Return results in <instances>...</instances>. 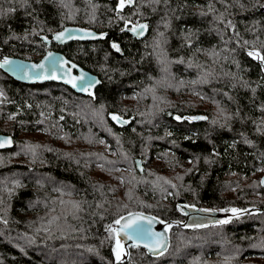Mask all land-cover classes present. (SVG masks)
I'll list each match as a JSON object with an SVG mask.
<instances>
[{"label": "trees", "instance_id": "trees-1", "mask_svg": "<svg viewBox=\"0 0 264 264\" xmlns=\"http://www.w3.org/2000/svg\"><path fill=\"white\" fill-rule=\"evenodd\" d=\"M65 24L103 35L46 44ZM49 48L100 84L85 95L0 68L14 139L0 149V264H264V63L248 55H264V0H0V58ZM181 204L242 212L190 226ZM135 211L168 223V246L117 260L116 221Z\"/></svg>", "mask_w": 264, "mask_h": 264}, {"label": "water", "instance_id": "water-1", "mask_svg": "<svg viewBox=\"0 0 264 264\" xmlns=\"http://www.w3.org/2000/svg\"><path fill=\"white\" fill-rule=\"evenodd\" d=\"M140 25H145L146 27L141 29L139 27ZM133 28H136L137 31H132ZM127 30L136 38H141L147 33L148 24L145 21H140L127 27ZM60 33L64 34L63 38L60 40L55 39V37ZM102 35V32L98 31L93 27H86L79 24H65L60 29L54 31L51 36H43V39L48 45L52 42L64 44L72 40H96L101 38ZM5 58L12 61V64L5 65L0 68L13 78L21 82H61L70 86L75 92L85 95L93 94L96 87L100 84V77L96 73L84 68L79 63L67 57L62 51L54 48L47 49L38 60L26 59L19 56L3 55L0 58V64L3 63ZM40 64H43L44 67H34L35 65ZM72 65H75V67H72L71 73H67L66 69L68 67H71ZM21 68H23V71L20 70ZM82 75L84 76L85 81H90L92 83V87L87 88L84 91L80 90V85L82 82L78 79ZM72 77L77 78L76 87H73L72 83L67 82ZM114 115L115 113L110 114L112 119ZM116 117H118L119 119L115 121L120 125H125L129 123L132 119V117L123 118L118 115ZM183 118L189 122L202 121L206 118V114L204 112H194L190 114H185ZM0 144L3 145L0 146V149L12 147L14 144L13 136L8 133L0 132ZM135 164L137 169L141 172L144 167L142 158L136 157ZM260 182L262 186H264V171L260 176ZM122 217L123 219H121ZM122 217L119 219L120 223L117 224L116 229L119 238L123 242L126 252L128 250L129 245L141 246L145 248L149 254H159L167 248L168 235L164 229L158 226L159 219H157V217L152 214L140 211L129 212L127 214H124ZM137 218H141L139 227L146 230L148 235H144L142 233L137 234L133 232V230L129 229L127 230V232L133 237L132 239H129V235H125V231L121 230L122 226L125 223H128L131 220ZM149 220H151L150 224L148 223Z\"/></svg>", "mask_w": 264, "mask_h": 264}, {"label": "rangeland", "instance_id": "rangeland-1", "mask_svg": "<svg viewBox=\"0 0 264 264\" xmlns=\"http://www.w3.org/2000/svg\"><path fill=\"white\" fill-rule=\"evenodd\" d=\"M23 134H31V135H34L36 137H39V136L45 134V132L41 131L40 129H36V130H32V131L31 130L25 131ZM262 173L263 172L258 174V177H260ZM181 207L183 209V212L185 213L184 220L180 222L183 225L192 226V225L203 224V223H207V222H211V221H222V220H225V219L234 215L231 211H224V209H218V208H206V207H202V206L197 207V206H192V205H187V204H181ZM229 209H232V208H229ZM235 209H238V208H235ZM240 212H242V211H240ZM240 212H238V213H240ZM238 213H236V214H238ZM158 226L167 232L168 223L162 222L159 220ZM116 231H117V229H116ZM117 239H119L120 245H121V249H120V259H121L125 255L126 250H125V247L123 245L122 240L118 236V233L116 235V247H115V249L117 248ZM115 256H116V252H115Z\"/></svg>", "mask_w": 264, "mask_h": 264}, {"label": "snow or ice", "instance_id": "snow-or-ice-1", "mask_svg": "<svg viewBox=\"0 0 264 264\" xmlns=\"http://www.w3.org/2000/svg\"><path fill=\"white\" fill-rule=\"evenodd\" d=\"M127 2H128V3H131V0H127ZM124 4H125V0H120V7H121V8H123ZM139 27H140L141 29H143V28H145L146 26H145V25H140ZM132 31L136 32L137 29H136V28H133ZM63 36H64V34H63V33H60L59 35H57V36L55 37V39L60 40V39L63 38ZM113 47L116 48L117 51H119V47H118V45H115V44H114ZM248 55L251 56V57H253L254 59H257V60L261 61L262 63H264V55H261L259 52H257V51H250V52L248 53ZM9 64H12V61H10L9 59L5 58L4 61H3V63L0 64V67H3V66H5V65H9ZM34 67H37V68H43L44 65H43V64H40V65H35ZM72 67H75V65H72L71 67H68V68L66 69V72H67V73H71ZM20 70L23 71V68H21ZM78 79L82 82L81 85H80V90H81V91H84V90H86L87 88L92 87V83H91L90 81H85V78H84L83 75H82L81 77H79ZM76 80H77L76 77H72V78L69 79L67 82H68V83H72L73 87H76V86H77V84H76ZM113 119H114V120H118L119 118L116 117V116H113ZM177 119H179V117H177ZM9 142H10V141H9ZM0 146H3V145L0 144ZM224 211H231V212L235 215L236 213H238V212H240V211H242V210L232 208V209H224ZM130 215H131V214H130ZM121 219H123V217H122ZM140 219H141V218L133 219V220H131L130 222L125 223V224L122 226V229H121V230H122V231H125V235H129L128 232H127V230H129V229L133 230V232H135V233H137V234L142 233V234H144V235H148V233H147L146 230H144V229H142V228L139 227ZM116 223L119 224V223H120V220H117ZM148 223L150 224V223H151V220H149ZM221 223H228V221H227V220H224V221H221ZM109 228H111V226H109ZM132 238H133V237H132L131 235H129V239H132ZM120 249H121L120 241H119V239H117V248L114 249V251L116 252L117 260L120 259Z\"/></svg>", "mask_w": 264, "mask_h": 264}, {"label": "flooded vegetation", "instance_id": "flooded-vegetation-1", "mask_svg": "<svg viewBox=\"0 0 264 264\" xmlns=\"http://www.w3.org/2000/svg\"><path fill=\"white\" fill-rule=\"evenodd\" d=\"M127 4H131V3H128L127 0H125V4H124V6H126ZM116 5H117L119 8H121V7H120V0H116ZM124 6H123V7H124ZM136 23H138V22H136ZM131 25H132V24H131ZM131 25H130V26H131Z\"/></svg>", "mask_w": 264, "mask_h": 264}]
</instances>
